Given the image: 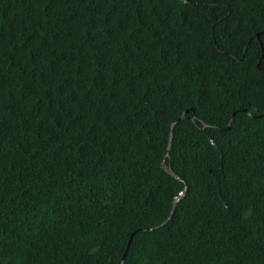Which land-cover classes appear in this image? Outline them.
Wrapping results in <instances>:
<instances>
[{"label":"trees","instance_id":"16d2710c","mask_svg":"<svg viewBox=\"0 0 264 264\" xmlns=\"http://www.w3.org/2000/svg\"><path fill=\"white\" fill-rule=\"evenodd\" d=\"M258 64L264 0H0V264H264Z\"/></svg>","mask_w":264,"mask_h":264},{"label":"water","instance_id":"95a60500","mask_svg":"<svg viewBox=\"0 0 264 264\" xmlns=\"http://www.w3.org/2000/svg\"><path fill=\"white\" fill-rule=\"evenodd\" d=\"M257 36H259V35H257ZM260 62H261V60H260ZM257 66L260 68V65H259V64H258ZM260 69L264 71V69H262V68H260ZM188 113H190V110L185 111V112L183 113V116H185V115L188 114ZM183 116H182V117H183ZM181 119H182V118H181ZM181 119H180V120H181ZM172 128H173V125H172ZM172 128H171V132H170V140H169V145H168V146H170V144H171V140H172V134H173V133H172ZM167 171L170 172L169 170H167ZM170 174L173 175L174 177H176L173 173L170 172ZM176 178H177V177H176ZM177 179H178V178H177ZM180 196H182V193H180L179 196L175 199V202H177V201L179 200ZM122 263H124V256L122 257Z\"/></svg>","mask_w":264,"mask_h":264}]
</instances>
